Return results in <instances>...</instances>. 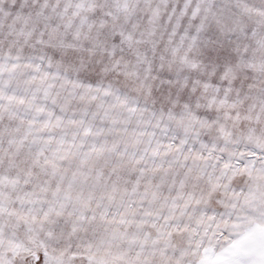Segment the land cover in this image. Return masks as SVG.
<instances>
[{
  "label": "snow or ice",
  "instance_id": "6c2138e0",
  "mask_svg": "<svg viewBox=\"0 0 264 264\" xmlns=\"http://www.w3.org/2000/svg\"><path fill=\"white\" fill-rule=\"evenodd\" d=\"M0 264H264V0H0Z\"/></svg>",
  "mask_w": 264,
  "mask_h": 264
}]
</instances>
